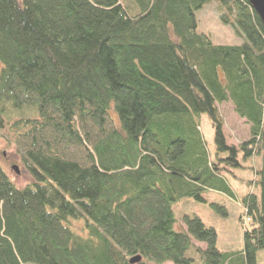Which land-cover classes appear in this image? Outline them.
I'll return each mask as SVG.
<instances>
[{
  "label": "trees",
  "instance_id": "1",
  "mask_svg": "<svg viewBox=\"0 0 264 264\" xmlns=\"http://www.w3.org/2000/svg\"><path fill=\"white\" fill-rule=\"evenodd\" d=\"M208 6L242 44L197 31ZM224 103L248 125L238 145L226 141ZM5 121L31 183L17 187L0 167V264H194L195 254L257 264L264 254V28L247 0H0ZM235 169L254 178L241 198L243 247L223 252L212 227L176 223L171 205L210 190L233 197Z\"/></svg>",
  "mask_w": 264,
  "mask_h": 264
},
{
  "label": "rangeland",
  "instance_id": "2",
  "mask_svg": "<svg viewBox=\"0 0 264 264\" xmlns=\"http://www.w3.org/2000/svg\"><path fill=\"white\" fill-rule=\"evenodd\" d=\"M215 8L216 6H208L197 13V31L208 34L212 43L216 45L242 44V39L238 38L233 29L220 22V14ZM218 108L224 123L223 132L227 143L238 145L246 140L249 136L248 125L236 115L232 105L224 103ZM200 130L206 145L212 152L214 149V131L206 115H202L200 118ZM15 140V134L5 121L0 128V167L17 187H24L31 183V178L16 150ZM255 165H257V161H255ZM13 166L17 167L18 174L12 170ZM234 174V177L229 176L228 178L233 197L210 190L202 195L204 201L187 198L171 205L176 223L185 226L183 223L185 216H196L206 227H212L216 232V248L223 252H236L243 247V229L247 221L245 219V221H240L243 214L241 198L250 189V184L247 181L254 178L252 172L241 171L240 169H235ZM222 209L226 211V215L223 214ZM192 242L202 250L206 247L204 243H198L193 239ZM192 258H194V264H206L205 260L198 254ZM257 264H264L262 252L258 253Z\"/></svg>",
  "mask_w": 264,
  "mask_h": 264
},
{
  "label": "water",
  "instance_id": "3",
  "mask_svg": "<svg viewBox=\"0 0 264 264\" xmlns=\"http://www.w3.org/2000/svg\"><path fill=\"white\" fill-rule=\"evenodd\" d=\"M249 4L252 6L254 9L255 13L259 16V18L262 21L263 28H264V0H247ZM12 169L18 174L17 167L13 166ZM141 260L139 256L133 257L130 259V263L134 264L137 263Z\"/></svg>",
  "mask_w": 264,
  "mask_h": 264
},
{
  "label": "crops",
  "instance_id": "4",
  "mask_svg": "<svg viewBox=\"0 0 264 264\" xmlns=\"http://www.w3.org/2000/svg\"><path fill=\"white\" fill-rule=\"evenodd\" d=\"M242 120V119H241ZM243 122H245L244 120H243ZM247 126V125H246ZM247 129H248V126H247Z\"/></svg>",
  "mask_w": 264,
  "mask_h": 264
}]
</instances>
